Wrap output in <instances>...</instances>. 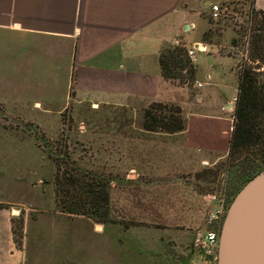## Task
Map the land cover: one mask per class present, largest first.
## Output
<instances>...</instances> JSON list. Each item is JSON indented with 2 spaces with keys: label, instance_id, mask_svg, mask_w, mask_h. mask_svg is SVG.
<instances>
[{
  "label": "crops",
  "instance_id": "0c3cea01",
  "mask_svg": "<svg viewBox=\"0 0 264 264\" xmlns=\"http://www.w3.org/2000/svg\"><path fill=\"white\" fill-rule=\"evenodd\" d=\"M242 1L247 0H0V86L15 87L11 108L40 115L59 116L84 104L178 106L184 130L127 131L119 144L126 153L121 163H129L132 181L147 176V166L159 168L167 160L183 172L210 168L228 155L233 121L222 110L235 101L238 87L236 32L228 27L218 35L220 17L211 18V6L224 12ZM254 7L264 11V0H254ZM176 45L187 51L201 47L191 86L161 73V51ZM228 89L234 91L230 98L223 94ZM200 197L199 204L211 203ZM15 205L0 197V264L25 262L13 239L12 220L20 216Z\"/></svg>",
  "mask_w": 264,
  "mask_h": 264
},
{
  "label": "rangeland",
  "instance_id": "374dc122",
  "mask_svg": "<svg viewBox=\"0 0 264 264\" xmlns=\"http://www.w3.org/2000/svg\"><path fill=\"white\" fill-rule=\"evenodd\" d=\"M253 10L260 20V10L247 0L229 5L215 21L218 35L228 27L236 32L237 75L255 25ZM233 92L222 93L230 98ZM15 96L13 84L0 86L4 101H0V197L18 204L14 207L20 216L13 220V229L17 232L21 221L24 264L197 263L196 241L207 231H221L235 197L238 182L228 175L235 162L230 164L226 157L210 168L183 172L167 160L159 168L147 166V176L132 181L129 163H121L126 153L119 150V144L127 131L142 127L139 105L132 103L130 109L75 105L62 112V118V113L40 115L11 108ZM231 100L222 111L234 122L235 101ZM135 108L136 112L130 111ZM66 137L70 154L68 159L61 157L63 162L111 177L108 223L68 216L57 209L56 166L49 151L57 155ZM187 175L192 177L186 179ZM200 196L211 203L199 204Z\"/></svg>",
  "mask_w": 264,
  "mask_h": 264
},
{
  "label": "trees",
  "instance_id": "16d2710c",
  "mask_svg": "<svg viewBox=\"0 0 264 264\" xmlns=\"http://www.w3.org/2000/svg\"><path fill=\"white\" fill-rule=\"evenodd\" d=\"M257 13L263 17L258 20L253 10L255 25L248 36L246 60L238 71L234 122L229 139L227 161L230 164L235 162V168L228 175L236 177L238 182L233 196L248 181L264 172V11ZM232 44L235 45V40ZM159 65L163 77L168 80L180 85H188V82L195 80L194 64L182 45L164 48L159 56ZM61 117L64 118V113ZM62 123H65L64 119ZM142 128L146 132L175 134L184 130L185 122L178 106L153 102L143 110ZM68 141L69 137H66L63 149L57 155L49 151V158L56 166L54 193L57 209L68 216L87 217L101 224L108 223V185L111 177L93 168L82 169L63 162L61 157L68 159L70 154ZM80 161H83L82 158ZM13 220V239L17 248H21L22 223L19 221L18 231L15 232Z\"/></svg>",
  "mask_w": 264,
  "mask_h": 264
},
{
  "label": "water",
  "instance_id": "95a60500",
  "mask_svg": "<svg viewBox=\"0 0 264 264\" xmlns=\"http://www.w3.org/2000/svg\"><path fill=\"white\" fill-rule=\"evenodd\" d=\"M219 264H264V172L233 198L219 236Z\"/></svg>",
  "mask_w": 264,
  "mask_h": 264
},
{
  "label": "built area",
  "instance_id": "2783aa9c",
  "mask_svg": "<svg viewBox=\"0 0 264 264\" xmlns=\"http://www.w3.org/2000/svg\"><path fill=\"white\" fill-rule=\"evenodd\" d=\"M221 9L217 5L211 6V18L219 19ZM195 51L200 52L201 47L197 46L194 49L187 51V56L192 64H195ZM215 216H212V219ZM219 236L220 231H207L204 236L196 241L198 256L196 264H219Z\"/></svg>",
  "mask_w": 264,
  "mask_h": 264
}]
</instances>
